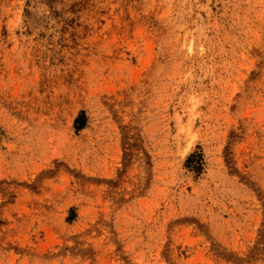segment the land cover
<instances>
[{
	"label": "rangeland",
	"instance_id": "obj_1",
	"mask_svg": "<svg viewBox=\"0 0 264 264\" xmlns=\"http://www.w3.org/2000/svg\"><path fill=\"white\" fill-rule=\"evenodd\" d=\"M0 264H264V0H0Z\"/></svg>",
	"mask_w": 264,
	"mask_h": 264
}]
</instances>
